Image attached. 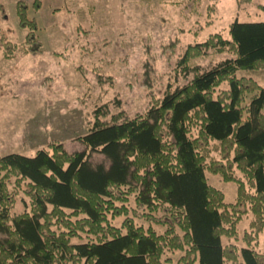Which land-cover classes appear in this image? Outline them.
<instances>
[{
  "label": "trees",
  "instance_id": "obj_1",
  "mask_svg": "<svg viewBox=\"0 0 264 264\" xmlns=\"http://www.w3.org/2000/svg\"><path fill=\"white\" fill-rule=\"evenodd\" d=\"M31 8L37 13L41 0ZM15 12L30 44L36 22L24 2ZM228 33L230 40L217 34L189 46L179 66L191 80L168 89L143 115L107 122V113L96 111L78 138L83 151L68 154L53 144L31 158L0 156V264H169L165 254L174 252L181 253L177 264H264L250 245L238 255L221 243L236 236L247 209L253 234L264 233V87L236 78L241 70H264V22L235 21ZM3 45L12 59L15 46ZM208 50L234 59L204 71L190 64ZM38 52L33 43L25 54ZM223 82L229 89L214 98ZM93 154L103 161L93 162ZM206 170L238 185L234 205L207 184ZM19 192L30 209L12 216ZM131 200L148 227L132 218L122 228L111 224ZM244 240L250 244L251 236Z\"/></svg>",
  "mask_w": 264,
  "mask_h": 264
},
{
  "label": "rangeland",
  "instance_id": "obj_2",
  "mask_svg": "<svg viewBox=\"0 0 264 264\" xmlns=\"http://www.w3.org/2000/svg\"><path fill=\"white\" fill-rule=\"evenodd\" d=\"M19 1L28 6V20L36 22L30 44L28 30L18 25ZM32 3L0 0V156L31 158L38 150L51 152L53 144L68 154L83 151L78 138L87 133L96 111L106 112L101 120L107 122L118 115H143L168 89L191 80L192 73L183 75L179 66L189 46L217 34L230 40L229 27L235 21L264 22V0H41L37 13ZM4 41L15 46L12 59L4 58ZM33 43L40 45V52L25 54ZM230 59L232 53L208 50L190 64L204 71ZM236 78L264 87V70H241ZM228 89L227 82L221 83L213 97ZM249 99L246 96V102ZM91 160L100 162L103 157L93 154ZM233 174L243 180L237 170ZM205 178L222 193L224 203H236L235 182L208 170ZM29 204L19 192L10 214L29 212ZM125 206L127 214L110 221L114 227L122 228L128 218L137 226L150 225L135 216L132 200ZM252 220L247 209L236 224V236L222 237V246H233L239 255L250 245L264 254V233L253 234ZM247 235L250 244L244 240ZM180 256L165 254L169 264H177Z\"/></svg>",
  "mask_w": 264,
  "mask_h": 264
}]
</instances>
